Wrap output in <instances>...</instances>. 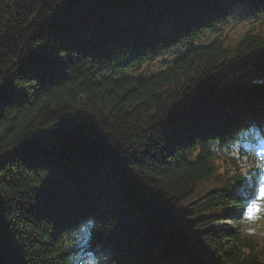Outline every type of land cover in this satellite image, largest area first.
Returning <instances> with one entry per match:
<instances>
[{
	"label": "trees",
	"instance_id": "1",
	"mask_svg": "<svg viewBox=\"0 0 264 264\" xmlns=\"http://www.w3.org/2000/svg\"><path fill=\"white\" fill-rule=\"evenodd\" d=\"M239 11L264 0H0V154L38 140L0 170V264H72L83 234L106 264H264L232 151L264 32L202 38Z\"/></svg>",
	"mask_w": 264,
	"mask_h": 264
},
{
	"label": "rangeland",
	"instance_id": "2",
	"mask_svg": "<svg viewBox=\"0 0 264 264\" xmlns=\"http://www.w3.org/2000/svg\"><path fill=\"white\" fill-rule=\"evenodd\" d=\"M259 19L261 20L258 22L256 20H253V22H249L247 16H245L242 11H239L234 15L228 26L223 27L222 31L213 33L211 36H209V38H216L223 32L227 34L226 41L228 42V44H234L240 37H242L250 30H262L264 32V16H259ZM176 51L177 50L173 51V53H175ZM229 215L232 216L231 214ZM223 223H227L228 228L234 226L233 220L229 219L227 220V222H220L217 227L221 228L222 226H224Z\"/></svg>",
	"mask_w": 264,
	"mask_h": 264
},
{
	"label": "water",
	"instance_id": "3",
	"mask_svg": "<svg viewBox=\"0 0 264 264\" xmlns=\"http://www.w3.org/2000/svg\"><path fill=\"white\" fill-rule=\"evenodd\" d=\"M9 86H10V77H8L6 74L3 78L2 83L0 84V97H2L8 92ZM37 145H38V140L36 138H30L20 142L15 147L0 154V170L12 156L19 153H23L25 151H29L33 149V147H36Z\"/></svg>",
	"mask_w": 264,
	"mask_h": 264
}]
</instances>
